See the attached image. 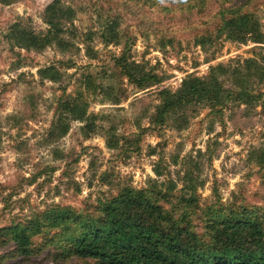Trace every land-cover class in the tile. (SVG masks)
<instances>
[{"label":"rangeland","instance_id":"1","mask_svg":"<svg viewBox=\"0 0 264 264\" xmlns=\"http://www.w3.org/2000/svg\"><path fill=\"white\" fill-rule=\"evenodd\" d=\"M53 1L0 0V230L56 205L90 209L126 188L144 190L198 231L201 211L184 209L183 199L264 215L257 103H229L220 113L197 105L153 122L159 92L175 91L186 75L249 58L264 67V0H58L72 11L61 22L63 42L17 47L18 28L46 35L44 10ZM233 9L256 19L262 44L238 43L222 31ZM135 65L148 88L123 75L122 67ZM45 67L59 72L56 83L40 79ZM253 73L248 87L264 95V70ZM223 83L230 87L229 79ZM82 87L86 118L70 120L60 135L57 100ZM13 248L0 246V264H87L63 259L53 246L28 258L10 255Z\"/></svg>","mask_w":264,"mask_h":264},{"label":"trees","instance_id":"2","mask_svg":"<svg viewBox=\"0 0 264 264\" xmlns=\"http://www.w3.org/2000/svg\"><path fill=\"white\" fill-rule=\"evenodd\" d=\"M138 1V0H130ZM70 8H61L58 0L45 7L48 31L39 38L32 32L13 31L19 48L38 47L52 42L60 45L64 32L63 19L70 18ZM222 31L229 39L245 44H262L256 19L238 9L228 11ZM257 58L229 66H211L206 76L186 75L180 86L159 92L153 122L163 125L169 113L192 106H206L220 113L229 103L254 105L264 113V95L248 87L253 70H264ZM123 75L139 89L148 88L144 78H137L138 66H124ZM143 70V69H140ZM142 72V71H141ZM41 80L56 83L59 72L54 67L38 70ZM224 78L229 79L225 86ZM86 93L91 86L85 84ZM83 87L75 95H62L55 108L56 129L60 135L68 130V122H83L86 101ZM183 208L200 209L202 225L196 230L185 215L175 216L144 190L123 189L90 209L76 210L52 206L26 222L0 230L6 240L0 246L13 244L10 255L28 258L46 247L60 249L63 259L77 258L87 264H264V215L255 208H222L218 202L200 208L198 199H183ZM41 240L34 248V238Z\"/></svg>","mask_w":264,"mask_h":264}]
</instances>
